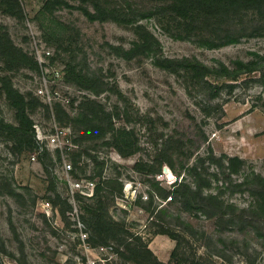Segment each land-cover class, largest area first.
<instances>
[{
    "label": "rangeland",
    "instance_id": "obj_1",
    "mask_svg": "<svg viewBox=\"0 0 264 264\" xmlns=\"http://www.w3.org/2000/svg\"><path fill=\"white\" fill-rule=\"evenodd\" d=\"M171 4L0 0V35L7 33L28 56L20 66L0 56V264L85 259L68 215L74 205L85 215L91 247L122 248L116 264H157L137 250L160 225L176 238V264H264V230L227 227L188 209L183 194L177 200L162 195L175 190V182L201 185L225 205L264 216L252 193L255 176L264 178V28L243 1L236 12L225 5L220 14ZM96 7L121 15L107 10L91 20L84 9ZM142 39L151 47L131 52ZM164 58L197 60L211 74L201 79L189 67L167 69ZM10 86L24 96L36 135L48 138L58 124L71 127L79 147L60 157L45 139L49 152L40 155L7 96ZM90 101L113 113L114 131L85 134L81 116ZM168 139L174 170L164 164L160 174H151L136 167L152 161ZM65 163L72 165L69 172ZM88 182L101 185L99 194L87 195ZM47 201L58 212L47 214ZM90 206L107 210L110 232L101 237L89 223Z\"/></svg>",
    "mask_w": 264,
    "mask_h": 264
},
{
    "label": "trees",
    "instance_id": "obj_2",
    "mask_svg": "<svg viewBox=\"0 0 264 264\" xmlns=\"http://www.w3.org/2000/svg\"><path fill=\"white\" fill-rule=\"evenodd\" d=\"M240 1L248 3L249 6L253 7L257 11L258 16L260 18V24L262 23L261 27L264 28V0H172L171 7H175L177 10L184 12H190L192 7H195L199 9L202 14H205L206 12L220 14L223 10V6L225 5H229L231 7L229 11L236 12L238 10L237 6L239 7L240 5ZM107 10L110 11L112 14L120 13L119 9L103 8V10H101V8L96 7L94 12L84 9L86 15L91 20L102 19L104 17L101 15L102 11L104 12ZM119 17L112 16V18L116 21L121 20V18ZM150 47L151 43L148 40L142 39L141 42L135 43L134 48H132L130 51L136 52L138 49L146 51ZM0 56L4 58L7 63L14 64L17 66H20L24 63V60L28 59L27 54H25L22 49H20L14 44V42L7 33L0 35ZM160 62L161 65L166 67L167 69L189 67L193 71H195V75L200 77L201 79H204L211 74V69L208 66L202 64L197 60H192L189 58H164L160 60ZM235 77L237 78V76ZM72 79H75V77L72 76ZM214 86L216 88H220V86H218L217 84ZM86 87L93 89V87L89 85ZM100 91H102V89L99 90L98 88V90H96L95 92L100 93ZM6 92L8 98L11 101L12 106L16 109L17 116L21 121L22 126L25 128L24 130L26 132L33 133V140L35 141V146L37 147L33 122L27 113L24 96L18 90L11 86L6 88ZM81 120L83 126L85 127V134L88 135V137L90 138L103 137L107 133L114 131L113 113L107 111L102 105H99L96 101H90L89 108L86 112L82 114ZM126 133L127 131L125 129L122 131L120 130V139H124ZM74 142L76 143L75 139ZM171 149L172 140L168 139L158 149L157 154L152 161L144 163L139 162L136 167L145 166L147 168V171L151 174H160L164 164H167L172 170H174L175 167L174 162L172 160ZM254 179L255 180L252 181V183L254 184V188H252V193L259 197V200L261 201L263 206L262 210H264V178L261 176H255ZM174 186H176L175 190L170 192L164 191V193L162 194L163 197H171V200H177L178 198L176 195L183 194V196L181 197V201L184 202L185 206L188 209L193 208L202 212V214L210 218H216L220 221L222 225L231 228L249 226L264 230V216L260 215L256 210L247 211L245 209L236 208L233 205H225L215 194L205 193L201 185H198L195 188L188 184L182 185L175 182ZM156 187L159 188L158 183H156ZM101 190V185L96 184L95 192L99 194ZM120 195H123V193L121 192ZM163 211V206H161L158 210V213H161ZM86 212L91 215L89 223L92 224V228H94V232L97 236L101 237L105 234V232H110V228H108V226H110L111 224L107 223L105 219V214H107L106 209L102 211L101 208L90 206L86 209ZM82 218H85L84 214L82 215ZM158 227L160 230L157 234H168L164 230V225H160ZM169 237L174 240L176 239L171 235ZM142 247H144V249H139L137 251L138 254L143 258L147 259L148 257H153L157 261V264L177 263L175 258L177 256L178 245L176 246V249L172 254V260L169 263L160 262L156 258L154 253L150 250L148 244H143Z\"/></svg>",
    "mask_w": 264,
    "mask_h": 264
},
{
    "label": "built area",
    "instance_id": "obj_3",
    "mask_svg": "<svg viewBox=\"0 0 264 264\" xmlns=\"http://www.w3.org/2000/svg\"><path fill=\"white\" fill-rule=\"evenodd\" d=\"M46 80V78H44ZM41 94L47 95V97L50 99V93L46 89H40L39 90ZM58 124V123H57ZM36 143H37V150L40 155H43L45 152H49L47 147H45L44 142L46 141L55 148V151L57 154L62 156L64 149L67 152L70 150H76L79 146L74 142L73 138V132L71 127H64V126H56L53 134L48 136V138H44L41 134L36 135ZM32 160H36V156H32ZM66 170L69 172L72 169V165L70 163H65ZM88 187L90 190V193H88V196L94 195V190L96 184L94 182H88ZM80 193L84 194L83 191H80ZM148 196H146L147 198ZM43 209L47 214L50 212H58L57 209H54L53 205L47 201L43 204ZM72 217V219L75 221V226L78 229V236L81 239V241L84 243V249L87 253V256L85 259H75L72 261L71 264H116L118 259L121 256L122 248H118L114 243H110L107 245H101L97 248L91 247L89 243V234L87 231H85V224L81 220L82 213L80 215V211L77 205H74L72 207V211L68 213Z\"/></svg>",
    "mask_w": 264,
    "mask_h": 264
},
{
    "label": "crops",
    "instance_id": "obj_4",
    "mask_svg": "<svg viewBox=\"0 0 264 264\" xmlns=\"http://www.w3.org/2000/svg\"><path fill=\"white\" fill-rule=\"evenodd\" d=\"M157 241H159L158 242L159 248L156 251L154 249V245ZM148 246L160 262L169 263L172 260V254L174 250L176 249L177 243L174 239H172L168 235L157 234L156 237H154V239H152L148 243ZM8 264H13V263L10 262Z\"/></svg>",
    "mask_w": 264,
    "mask_h": 264
},
{
    "label": "bare ground",
    "instance_id": "obj_5",
    "mask_svg": "<svg viewBox=\"0 0 264 264\" xmlns=\"http://www.w3.org/2000/svg\"><path fill=\"white\" fill-rule=\"evenodd\" d=\"M157 246V245H156Z\"/></svg>",
    "mask_w": 264,
    "mask_h": 264
}]
</instances>
